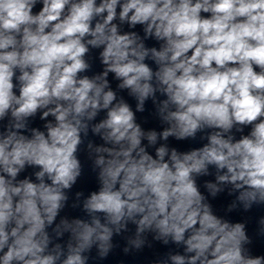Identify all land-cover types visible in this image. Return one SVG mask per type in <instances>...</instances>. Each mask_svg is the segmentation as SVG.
Masks as SVG:
<instances>
[{
  "label": "clouds",
  "instance_id": "obj_1",
  "mask_svg": "<svg viewBox=\"0 0 264 264\" xmlns=\"http://www.w3.org/2000/svg\"><path fill=\"white\" fill-rule=\"evenodd\" d=\"M155 245L264 264V0H0V264Z\"/></svg>",
  "mask_w": 264,
  "mask_h": 264
}]
</instances>
